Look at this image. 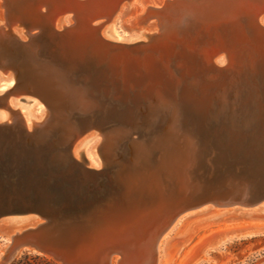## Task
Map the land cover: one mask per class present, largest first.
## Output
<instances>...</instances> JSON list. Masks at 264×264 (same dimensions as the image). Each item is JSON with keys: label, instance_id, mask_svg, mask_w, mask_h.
Wrapping results in <instances>:
<instances>
[{"label": "water", "instance_id": "obj_1", "mask_svg": "<svg viewBox=\"0 0 264 264\" xmlns=\"http://www.w3.org/2000/svg\"><path fill=\"white\" fill-rule=\"evenodd\" d=\"M131 2L0 0L7 34L26 36L0 44L11 90L47 110L30 128L13 114L0 122V220L30 217L2 236L1 261L29 251L113 264L134 249L124 231H139L152 210L162 234L200 206L264 200V0L166 1L146 40L103 38ZM223 48L224 60L206 57ZM89 127L100 136L99 168L73 155Z\"/></svg>", "mask_w": 264, "mask_h": 264}, {"label": "rangeland", "instance_id": "obj_2", "mask_svg": "<svg viewBox=\"0 0 264 264\" xmlns=\"http://www.w3.org/2000/svg\"><path fill=\"white\" fill-rule=\"evenodd\" d=\"M143 10L144 5H139L134 11L118 19L115 27L106 25L109 30L108 37L118 40L116 36L124 39L128 34H137L135 21ZM140 37L137 40H146L144 34ZM10 74L0 69V94L10 89L3 90L10 83L7 81ZM259 76H255L253 84L248 85L256 87L259 84ZM41 105L43 106V103L30 94L11 95L9 98L10 109L0 107V111L4 112L2 116L5 117L2 121L9 120L11 122L12 114L18 118L23 117L24 120L32 124L41 121L44 115V111L40 110ZM99 141L100 136H94L85 141L78 148V156L90 164L98 163L101 158L97 150ZM246 209L241 210L246 211ZM13 227L10 222L2 221L0 253L6 243V239L2 236H5L6 230L11 233ZM169 245L168 253L165 255L163 251L165 244H161V264H264V213L218 212L189 216L180 225L178 232L173 235ZM26 253L35 254L23 251L8 263H4L0 259V264H12Z\"/></svg>", "mask_w": 264, "mask_h": 264}, {"label": "bare ground", "instance_id": "obj_3", "mask_svg": "<svg viewBox=\"0 0 264 264\" xmlns=\"http://www.w3.org/2000/svg\"><path fill=\"white\" fill-rule=\"evenodd\" d=\"M166 1H172V0H132V2L130 4H127V3L123 4L121 6L119 12L117 13V15L112 20L108 21L102 27V31H101L102 37L105 39H108V40L111 39L115 42L131 43V42L138 41L137 39L141 38L140 36H142L143 34L146 36V35H149L153 32H156L158 30V23H157V20L154 19L153 14L155 15L157 12L156 9L161 8L166 3ZM139 5H144V10L141 12V15L135 21V24L137 25L135 27V29L137 30L138 33L137 34H130V35L128 34L126 36V38H124V39L116 36L118 38V40L117 39L114 40V39L108 37L107 33L109 32V30L107 29L108 27L106 25H109L111 27H115L118 19L126 16L131 11H134ZM255 14H257V13H255ZM257 16H258V19H256V22H258L257 24L264 26V16H261V17H259V15H257ZM253 17H255V16H253ZM63 22H64V19L58 18L56 23L54 24L55 29H59L61 24H63ZM140 24H143V25H140ZM257 24H254V25H257ZM0 28H2V30H0L1 31L0 32V44H3L4 39L10 40L11 35H13L14 38H16L18 40H21V41L26 40V36H25V34H23V31L21 29L16 28V27H14V28L12 27L10 29L11 30L10 35L7 34L8 29L5 27L4 13L1 9H0ZM210 40H209L208 44H213L214 43L213 40H212V42ZM215 44H222V42L219 43V41L218 42L215 41ZM224 50H226V48H223L222 50L216 51L214 53H212V52L207 53L208 56H206V57L211 58L216 54L214 56V58L216 57L215 62L218 63L221 59L224 60V56L220 55V53ZM0 65H1V67H4L5 72L8 74H10V72H12V70H13V66L7 65L5 63H2ZM7 81H9L10 83L3 90L8 89V88H10V89L7 91L5 90V92H3V94L2 93L0 94V100L4 96L6 97L8 95V98H10L11 95H15V94L19 93V90H11L12 86L15 83L13 73L9 75ZM43 106H44V104H43ZM43 106L42 105L40 106V110L44 111V115H43L42 120H44V118L47 115V110H46L45 106L44 107ZM0 107H6V108L10 109L9 108V100H8L7 105H5L3 102H0ZM3 114H4V112L0 111V116H2ZM4 118L5 117H3V116L0 117V122H3L2 120H4ZM20 119L25 123V125L28 128L31 127L32 123L27 122L26 120L23 119V117ZM36 122H40V121H36ZM94 136H98V133L94 129V127H89V128H86V129H83L82 131H80V134L78 135V137L74 143V146H73V155L76 158H80L78 156V153H77L79 146L82 145L88 139H92ZM100 144H101V141H99V144L97 145V150H98L99 154H100V150H99ZM100 157H101V154H100ZM86 162L88 163V161H86ZM88 164L93 168H99L102 165V158H100V161H98V163H96V164H94V163H91V164L88 163ZM200 207L201 208H199L195 211H192L190 213H187L184 216L180 217L179 219L175 220V222L172 223L162 234H161V231H162L161 228L164 224H161L162 226L156 225V222H157L159 217H158L157 213L152 210L151 214L155 213V215L153 214L152 216L150 215V217L146 218L145 221H143L141 228H139L140 229L139 231H137L138 230L137 228H133V229L129 228L127 231H124L125 234H122V237L126 238V240L127 239H130V240L134 239L133 241H134L135 246H134V249L130 253L129 256H126V257L118 256V258L116 259L115 262L113 259V264H161V261H160L161 244H165L163 251H164L165 255H167L168 248L170 247L169 244H170L171 238L173 237L174 234H176L178 232L180 225L183 224L189 216L204 215V214H216L218 212H234V213L252 212V213H256V214L261 213V212L264 213V200L258 204H255L254 206H252L254 208L250 207L252 209H246V207H239V206L231 207L230 209H227V208L226 209L225 208L218 209V208H214L213 206H210V205L204 206V207L200 206ZM241 209H246V211L241 210ZM29 218L30 217H8V218H4V219L0 220V229L2 227V221L10 222L11 226H14L11 233L10 232L8 233V230L5 231V235H8V237H10V235L14 234L16 231H21L25 227V224L28 223ZM144 237H146V240H144ZM21 253H22L21 251H16L12 255H9L8 257H6L3 260V262L8 263V262L12 261L18 255H20ZM59 263L65 264L64 262H59Z\"/></svg>", "mask_w": 264, "mask_h": 264}, {"label": "trees", "instance_id": "obj_4", "mask_svg": "<svg viewBox=\"0 0 264 264\" xmlns=\"http://www.w3.org/2000/svg\"><path fill=\"white\" fill-rule=\"evenodd\" d=\"M12 264H60L53 258L41 254L26 253Z\"/></svg>", "mask_w": 264, "mask_h": 264}]
</instances>
